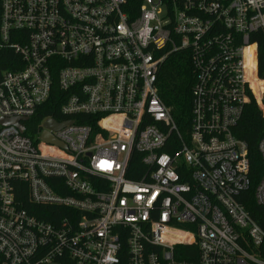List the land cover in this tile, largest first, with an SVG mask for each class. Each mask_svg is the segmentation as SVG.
<instances>
[{
	"label": "built area",
	"instance_id": "1",
	"mask_svg": "<svg viewBox=\"0 0 264 264\" xmlns=\"http://www.w3.org/2000/svg\"><path fill=\"white\" fill-rule=\"evenodd\" d=\"M262 41L264 0H1L0 49L18 60L0 117L23 129L0 124V264H264L234 132L250 104L264 115ZM177 50L195 69L186 139L157 86ZM55 78L58 117L28 127ZM258 150L264 206V135Z\"/></svg>",
	"mask_w": 264,
	"mask_h": 264
},
{
	"label": "trees",
	"instance_id": "2",
	"mask_svg": "<svg viewBox=\"0 0 264 264\" xmlns=\"http://www.w3.org/2000/svg\"><path fill=\"white\" fill-rule=\"evenodd\" d=\"M137 2L140 3V0H137ZM14 59L18 60V55L12 49H0V72L11 69L12 66L9 62ZM259 73L264 77V41L260 43ZM194 83L195 69L188 52L177 50L170 53L161 64L157 86L163 102L170 109L177 123L178 130L184 139L188 137L191 128ZM65 100L66 92L60 88L55 78L49 100L34 117L37 127L41 126V121L47 116L58 117L60 106ZM89 118L91 116L86 114L78 117L80 120ZM84 123H87V120ZM234 132L238 138L243 139L248 144V157L250 160L251 187L242 194L240 200L251 216L264 227V206L256 204L254 200V190L260 180L263 167L258 144L264 135V115L255 104H250L246 108L243 118L234 129ZM173 139L177 140L178 144L177 136H174ZM18 198L22 201V205L25 208H31L26 185L23 184L20 193H18Z\"/></svg>",
	"mask_w": 264,
	"mask_h": 264
},
{
	"label": "water",
	"instance_id": "3",
	"mask_svg": "<svg viewBox=\"0 0 264 264\" xmlns=\"http://www.w3.org/2000/svg\"><path fill=\"white\" fill-rule=\"evenodd\" d=\"M0 124L4 126L14 125V126L19 127L20 129H23V126L20 123L19 117H9V118L0 117ZM45 125L47 128H58L62 124H58L55 120L51 119V120H48ZM52 141H56V140L52 139Z\"/></svg>",
	"mask_w": 264,
	"mask_h": 264
},
{
	"label": "rangeland",
	"instance_id": "4",
	"mask_svg": "<svg viewBox=\"0 0 264 264\" xmlns=\"http://www.w3.org/2000/svg\"><path fill=\"white\" fill-rule=\"evenodd\" d=\"M37 122H30V124L28 125V127H30V128H34V127H37V124H36Z\"/></svg>",
	"mask_w": 264,
	"mask_h": 264
}]
</instances>
